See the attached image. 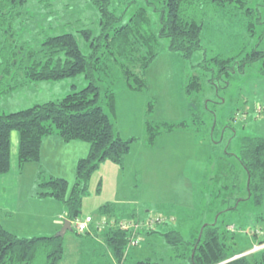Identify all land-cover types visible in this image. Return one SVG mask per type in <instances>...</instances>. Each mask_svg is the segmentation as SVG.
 Wrapping results in <instances>:
<instances>
[{"label": "rangeland", "instance_id": "1", "mask_svg": "<svg viewBox=\"0 0 264 264\" xmlns=\"http://www.w3.org/2000/svg\"><path fill=\"white\" fill-rule=\"evenodd\" d=\"M111 1L112 8L121 16L120 24L128 23L137 9L146 7L153 30H160L162 0ZM246 1L260 13V24L255 33L253 32L254 35L249 31V21L243 11L235 6L238 4L234 3L227 6L228 8L210 6L202 35L204 49L196 52L191 60H186L180 53L169 51V39H163V49L147 73L150 83L148 90L129 91L125 87L119 67L113 66L108 76L102 75L100 85L111 87L116 93V116L113 121L117 131L122 138L138 139L139 142L135 144L136 153L144 156L147 151H143L142 144L146 143L147 119L157 123L187 121L193 126L190 129L195 130L193 133L197 138L196 147L193 146L190 150V168L189 143L174 145L170 138H163L162 144L156 145V152H152L161 155V165H154L152 162L146 168L152 172L150 175L144 173L146 170L139 173L138 180L140 178L141 182L144 181L139 189L128 187L119 195L114 175H110L104 165H100L93 174L90 192L84 199L83 217L80 219L93 214L96 221L100 220L99 204L108 198H121L127 205L136 203L139 219L132 218L135 221L131 220L127 228L131 236L123 264H135L142 260L162 264H190V258L194 254L193 244L196 239L201 238L206 224L219 228L229 252L233 254L229 259L244 254L254 255L256 260L253 263L264 264V200L258 206L249 198L246 188L248 176L238 160L243 137H264L263 63L258 61L250 65L244 73L213 79L218 85L210 81L214 76L215 65L210 66L211 70L199 66L206 65L204 60L217 54L230 58L254 49L264 52V0ZM150 2L154 5H148ZM25 10L23 17L26 19L16 24L18 40L35 48L40 47L48 36L70 32L78 35L79 43L87 53V43L81 37L80 31L90 29L94 35L100 32V13L91 0H28ZM222 13L227 17L223 18ZM197 73L203 74V89L189 97L185 92L186 81ZM87 85L88 81L83 74L32 83L1 97L0 114L58 101ZM151 101L154 103V110L149 114L147 107L149 108L148 103ZM195 118L200 122H196L198 120ZM180 129L186 128L176 130ZM187 136L189 137L188 134ZM18 148L19 133L15 130L11 136V160L13 157L18 159ZM172 148L174 149L171 150ZM70 152L69 148H62L58 150L59 157L53 163L43 164L40 160V163H25L19 167L22 171L28 164H38L48 173L46 177L55 172L64 176L72 185L77 165L75 161H71V157L67 158ZM170 152L175 153L177 161L182 155L184 157L185 152L187 154L182 165L177 162L175 168L171 169L174 175L177 173L175 170L181 166L185 169L187 166V177L185 170V180L180 183L177 175H157L160 170H170L167 163ZM172 161L169 160V164ZM11 162L12 170L8 172L11 175L10 180L4 181L0 176V225L24 238L60 235L62 226L59 229L52 226L53 216L49 218L50 213L44 205L46 199L50 198L38 195L36 182L39 178L35 182L36 176L33 172L22 171L25 189L30 190L31 185L34 189L32 193L23 191L25 201L30 203L26 204L29 209H14L20 205L15 193V187L19 184V174L16 171L20 162ZM134 164L141 167L136 162ZM135 166L127 167L126 174L129 175ZM0 174L2 175L1 172ZM102 178L104 181L101 183ZM21 186L19 184V188ZM20 193L22 194V190ZM62 223L61 221L60 224ZM154 230L155 233H150ZM169 231L180 233L189 244L177 246L168 243L162 233ZM63 237L65 252L60 264H118L104 242L93 235L80 234L72 226V230H68Z\"/></svg>", "mask_w": 264, "mask_h": 264}, {"label": "trees", "instance_id": "2", "mask_svg": "<svg viewBox=\"0 0 264 264\" xmlns=\"http://www.w3.org/2000/svg\"><path fill=\"white\" fill-rule=\"evenodd\" d=\"M27 2L0 0V98L32 83L81 74L88 85L58 101L0 114V172L6 174L11 170V136L15 130L19 133L20 165L39 162L44 139L51 135H58L66 143H88L90 151L78 161L76 180L72 185L67 179L46 177L45 173L38 177V195L61 202L71 223L83 214L84 199L99 166L106 161L122 166L133 144L138 141L136 137L122 138L117 131L113 121L116 93L113 88L100 85L102 75L108 76L113 66L119 67L128 90L146 91L149 88L147 72L163 49V39H169V51L180 53L186 60H191L196 52L204 49L202 35L210 6L228 8L238 4L235 6L248 19L249 31L253 35L260 24L259 10L249 6L246 0H162L161 28L155 32L146 7L137 9L128 23L120 24L121 16L112 8L111 0H91L99 10L101 28L98 35L90 29L80 31L87 43L86 53L78 35L70 32L48 36L37 48L19 42L16 24L25 18ZM148 5L154 4L150 2ZM204 61L206 65L199 66L207 70H211V65L216 67L210 79L214 85L218 84L213 79L244 73L258 61L263 63L261 72L264 74V52L258 49L230 58L217 54ZM186 82V95L192 97L203 89V74L191 75ZM148 106L150 114L154 110L153 101ZM195 120L200 122L198 118ZM188 127L193 126L187 121L157 123L147 119L145 141L153 145L163 133ZM241 142L238 160L248 176L246 188L249 198L260 206L264 200V137L246 136ZM116 208L109 202L101 206L99 212L103 217H113ZM162 235L172 245L189 244L176 231ZM101 236L114 259L123 264L131 236L129 230L113 224ZM193 247L190 264H221L233 255L216 225L206 224L203 235L196 239ZM64 252L65 241L60 235L24 238L0 225V264H60ZM253 260H256L254 255H244L225 264H255ZM135 264L162 263L142 260Z\"/></svg>", "mask_w": 264, "mask_h": 264}, {"label": "crops", "instance_id": "3", "mask_svg": "<svg viewBox=\"0 0 264 264\" xmlns=\"http://www.w3.org/2000/svg\"><path fill=\"white\" fill-rule=\"evenodd\" d=\"M222 15H223V18L227 17L224 13H222ZM224 21L225 20H223V22ZM148 72H149V70H148ZM149 86H150V83H149ZM123 90H125V88ZM175 130H173L171 132L163 133L162 135H160L159 137H161V138L159 139V137H158L153 145H148L146 143L145 144L142 143L143 144V151L147 150L144 156L141 155L140 153H136L135 144L139 142V141H137L133 145V147L131 149V152L126 156L125 162H124V164L122 166L117 165V164H115L113 162H110V161H106V162L101 164V166L102 165L106 166L107 171L110 172V175H114L115 185H117V187H118L117 191H118L119 195L123 191V189L126 190L128 187H130L131 189H133V187H138V189H139V187L141 185H144V181L143 180H142V182H141L140 178L138 180V175H139V173L142 174V172H144V170H146L147 167H150L152 162H154L153 163L154 165L155 164H160L161 165V162H162L161 155L158 154V153H152V152H156L155 151L156 148H157L156 145L162 144L161 141L163 140V138H170V141L174 145H176V144L183 145V144H188L189 143V168H190V166H191V164H190V161H191L190 150L192 149L193 146L196 147V142H197V140H196L197 138L194 137V133H193L195 130L193 131V129H190V128L180 129V130H176V131ZM187 134L189 135V137L187 136ZM14 146H15V149H16L17 144H15ZM62 148H64V149L69 148V150H71L70 156H68L67 158L71 157V161L72 162L75 161L76 165L78 163V160H80L81 158L86 157L88 155L89 151H90V145L88 143H86V142H83V141H72V142L66 143L58 135H51V136H48L47 138L44 139L43 148H42V158H41L40 162L43 161V164H45V163L46 164L53 163L55 161V159H58L57 157H59L58 150H60ZM173 149L174 148H172L171 150H173ZM186 155L187 154L185 152L184 157L182 155V158L179 157V161H177V156L175 155V153H171L170 152V154H169L170 157H169V159L167 158L168 168H170V170L169 171H166L165 169H163L162 171L160 170L157 175H159V176L163 175V176H168V177H173L174 175H177L179 183L181 181L185 180V177L183 176V173L186 170L185 176L187 177V168H186L187 166L185 167V169L181 166V168H178V170H175L174 172L177 171V173H174V175H172L173 172L171 171V169H172V167L175 168L177 162L179 163L178 165H182L183 161H185V158H187ZM171 159L173 161H172L171 164H169V160H171ZM13 160H17V162H18V159H15V157H13L12 161ZM134 162H136L137 164L141 165L142 168L140 166L136 167ZM62 163L64 164L63 160H62ZM12 165H13V162H12ZM19 165L20 164H18L17 171H16L19 174V176H17V182L19 184H22V186L19 188V184H17L18 186L15 187V193H17V199L20 200V205L17 206L16 208H14V209H21L22 207H23V209H29V207L26 205V204L29 203V201L28 200L25 201V199H24L25 196L23 194V191H27V192H31L32 193V191H34V189H33V185H31V187H29L30 190L25 189L26 186H24V183H23L24 181H22V180H24L22 171L23 170L24 171L28 170L31 173L33 172L35 174V176H36L35 182L38 179V177H39L38 175L39 174L45 173L46 176H47L48 173H46V171L42 168V166L40 167V165H38V164L37 165L28 164V165L24 166V168H22V171H21V168L19 167ZM34 166H38V168H34ZM129 166L130 167L131 166H135V169L130 171V174L127 175L126 174V169ZM62 167H64V165ZM144 173H149V175H150L152 172L149 171V169H147L146 172H144ZM9 174L10 173H7L5 175H3V174L1 175L0 174V176H2V178H3L2 180H4V181L8 180L9 181L10 180V176H11ZM49 175L50 176H54V177H60V178L66 179L64 176H62V175H60L58 173H55V172L50 173ZM75 180H76V176H75L74 182H75ZM103 181L104 180L102 178L101 183ZM37 183L38 182H36V186H37ZM37 188H38V191H39V186ZM21 190H22V194L20 193ZM36 198H39V197L36 196ZM109 199H111V198H108L107 200H105V202L99 204L98 211H100L101 206H103L104 204L112 202V203H114L117 206L116 211L113 214L114 215L113 217L106 216L107 217L106 218L105 216L104 217L101 216V219L96 221V219L93 216V214L86 215V217L87 216H93V219H94V222L90 226L89 232H87L86 234L93 235L94 237H96L99 240H102L103 242H104V240H103L101 235L106 233L107 229H109L110 225H112V224H109L105 228H102V227L99 226V224H100V222L102 220H106L107 222H113L115 224L117 222L130 223L131 220H134L132 218L139 219V217L137 216L136 203L133 202V203H131V205H127L125 202H123V200L121 198H116L115 200H109ZM44 205H45L46 208H48V213H50L49 214V218H51L53 216L52 226H55L56 229H59L61 226L63 227V225L65 223V220H67V213L65 211V208H64L63 204L61 202H59L58 200L50 198V199H46V201L44 202ZM11 212H12V210H10V213ZM29 213L31 214L30 210H29ZM148 215H150V214L148 213ZM61 221L63 222L62 224H60ZM83 234H85V233H83ZM104 244H105V242H104Z\"/></svg>", "mask_w": 264, "mask_h": 264}, {"label": "built area", "instance_id": "4", "mask_svg": "<svg viewBox=\"0 0 264 264\" xmlns=\"http://www.w3.org/2000/svg\"><path fill=\"white\" fill-rule=\"evenodd\" d=\"M93 222H94L93 217L92 216H87L84 219H77L76 221H74L72 223V225L74 224L73 226L75 227V229L79 233H87V232H89L90 226H91V224ZM109 224H112L113 225L114 223L113 222H107L106 220H102L100 222L99 226L104 227V226H108ZM116 224L119 225L122 228H125V229H127L130 226V224L129 223H126V222H117L114 225H116ZM137 226H139V225L137 224ZM137 241H138V239H137Z\"/></svg>", "mask_w": 264, "mask_h": 264}, {"label": "water", "instance_id": "5", "mask_svg": "<svg viewBox=\"0 0 264 264\" xmlns=\"http://www.w3.org/2000/svg\"><path fill=\"white\" fill-rule=\"evenodd\" d=\"M72 223H71V221L70 220H65V223H64V225H63V227H62V231H61V233H60V236H64V234L68 231V230H72ZM203 232V231H202ZM202 232H201V235H200V237L202 236ZM245 255V254H244ZM244 255H239V256H236V257H234V258H232V259H229L228 261H225V262H223V263H221V264H225V263H228V262H230V261H232V260H234V259H236V258H239V257H242V256H244Z\"/></svg>", "mask_w": 264, "mask_h": 264}]
</instances>
